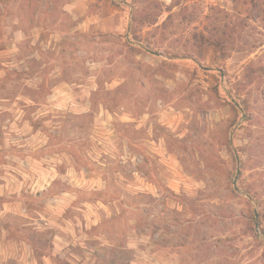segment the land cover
I'll use <instances>...</instances> for the list:
<instances>
[{
	"label": "rangeland",
	"instance_id": "rangeland-1",
	"mask_svg": "<svg viewBox=\"0 0 264 264\" xmlns=\"http://www.w3.org/2000/svg\"><path fill=\"white\" fill-rule=\"evenodd\" d=\"M0 264H264V0H0Z\"/></svg>",
	"mask_w": 264,
	"mask_h": 264
}]
</instances>
